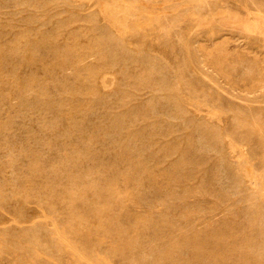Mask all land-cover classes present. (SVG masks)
I'll return each mask as SVG.
<instances>
[{"label":"rangeland","instance_id":"1","mask_svg":"<svg viewBox=\"0 0 264 264\" xmlns=\"http://www.w3.org/2000/svg\"><path fill=\"white\" fill-rule=\"evenodd\" d=\"M263 8L0 0V264H264Z\"/></svg>","mask_w":264,"mask_h":264},{"label":"bare ground","instance_id":"2","mask_svg":"<svg viewBox=\"0 0 264 264\" xmlns=\"http://www.w3.org/2000/svg\"><path fill=\"white\" fill-rule=\"evenodd\" d=\"M210 1V0H209ZM222 1V0H221ZM105 3V2H104ZM62 4V3H61ZM187 4V3H186ZM44 5H46L45 4V2H44ZM262 5V4H261ZM253 6V5H252ZM194 7H196V6H194ZM170 8V7H169ZM264 9V8H263ZM189 10V9H188ZM187 10V11H188ZM204 11V10H203ZM256 11V10H255ZM198 12V11H197ZM225 12V11H224ZM222 15V14H221ZM120 17L121 16H119V19H120ZM122 18V17H121ZM184 18V17H183ZM191 19V18H190ZM108 20V19H107ZM119 21V20H118ZM156 22V21H155ZM262 22V21H261ZM154 27V26H153ZM225 27V26H224ZM239 27V26H238ZM258 27H260V26H258ZM119 28V27H118ZM108 29V28H107ZM123 29V28H122ZM256 29V28H255ZM124 30V29H123ZM219 30V29H218ZM260 30V29H259ZM125 31V30H124ZM133 31V30H132ZM260 32H261V30H260ZM259 33V32H258ZM261 34V33H260ZM128 35H129V33H128ZM235 35H236V32H235ZM263 35V34H262ZM105 36V35H104ZM108 36V35H107ZM105 38H106V36H105ZM108 38V37H107ZM103 39V38H102ZM101 39V40H102ZM236 39V38H235ZM94 40H95V38H94ZM105 40V39H104ZM120 40V39H119ZM96 43V42H95ZM99 44V43H98ZM108 44V43H107ZM95 45V44H94ZM101 45V44H100ZM111 46V45H110ZM97 47V46H96ZM106 48V47H105ZM109 50V49H108ZM111 50V49H110ZM189 50V49H188ZM94 51V50H93ZM95 53V52H94ZM92 54V53H91ZM100 55V54H99ZM110 56H111V54H109ZM114 56V55H113ZM117 57V56H116ZM119 58V57H118ZM144 58V57H143ZM151 58V57H150ZM199 58V57H198ZM204 59V58H203ZM103 60V59H102ZM115 61V60H114ZM149 61V60H148ZM152 61V60H151ZM184 61V60H183ZM201 61V60H200ZM62 64V63H61ZM144 64V63H143ZM205 64V63H204ZM166 65H167V63H166ZM203 65V64H202ZM151 66V65H150ZM185 66V65H184ZM236 67V66H235ZM164 69V68H163ZM226 69V68H225ZM1 70H3V69H1ZM79 70V69H78ZM148 70V69H147ZM92 71V70H91ZM146 71V70H145ZM183 71V70H182ZM153 72V71H152ZM244 72V71H243ZM7 73V72H6ZM226 73V72H225ZM165 74V73H164ZM202 74H204V73H202ZM243 75V74H242ZM90 76V75H89ZM204 76H205V74H204ZM1 77V76H0ZM144 77V76H143ZM146 77V76H145ZM160 78V77H159ZM182 78V77H181ZM5 79V78H4ZM154 79V78H153ZM175 79V78H174ZM184 79V78H183ZM1 81V80H0ZM138 81V80H137ZM146 81V80H145ZM167 81V80H166ZM165 81V82H166ZM185 81V80H184ZM141 82V81H140ZM153 82V81H152ZM13 83H15V82H13ZM149 83V82H148ZM154 83H156V82H154ZM164 83V82H163ZM21 84V83H20ZM166 84V83H165ZM16 85V84H15ZM142 85V84H141ZM167 85V84H166ZM169 85V84H168ZM187 85V84H186ZM157 86V85H156ZM159 86V85H158ZM164 86V89H165V85H163ZM170 86V85H169ZM169 86H167V87H169ZM191 86V85H190ZM17 87V86H16ZM144 87V86H143ZM21 88V87H20ZM42 88V87H41ZM174 88V87H173ZM23 89V88H22ZM161 89H163V88H161ZM239 89V88H238ZM249 90V89H248ZM30 91V90H29ZM168 91V90H167ZM172 91V90H171ZM174 91V90H173ZM232 91V90H231ZM21 92V91H20ZM33 92V91H32ZM178 92V91H177ZM189 92V91H188ZM196 92V91H195ZM31 93V92H30ZM161 93V92H160ZM252 93V92H251ZM228 94V93H227ZM159 96V95H158ZM236 96V95H235ZM234 96V97H235ZM165 97V96H164ZM191 97H192V95H191ZM169 98V97H168ZM206 98V97H205ZM235 99V98H234ZM242 99V98H241ZM240 99V100H241ZM264 99V98H263ZM262 99V100H263ZM21 100V99H20ZM175 101V100H174ZM177 101V100H176ZM256 101V100H255ZM264 101V100H263ZM18 102V101H17ZM178 102V101H177ZM177 102H175V104L177 103ZM252 102V101H251ZM262 102V101H261ZM20 103H21V101H20ZM259 103H260V101H259ZM179 104V103H178ZM195 104V103H194ZM199 104V103H198ZM211 104V103H210ZM253 104V103H252ZM264 104V103H263ZM232 105V104H231ZM260 105V104H259ZM94 106V105H93ZM254 107H255V105H254ZM93 108V107H92ZM262 109V108H261ZM212 111V110H211ZM215 112V111H214ZM209 115V114H208ZM210 116V115H209ZM213 117H214V115H213ZM203 118V117H202ZM206 118V117H205ZM257 118V117H256ZM198 119H200V118H198ZM217 119V118H216ZM261 121V120H260ZM212 122V121H211ZM217 124V123H216ZM118 125V124H117ZM200 126H202V125H200ZM199 126V127H200ZM214 126V125H213ZM242 126V125H241ZM262 126V125H261ZM49 127V126H48ZM198 127V126H197ZM215 127V126H214ZM207 129V128H206ZM210 131V130H209ZM218 131V130H217ZM208 132V131H207ZM212 132H213V134H214V131H213V129H212ZM209 133H211V132H209ZM205 134H206V132H205ZM204 134V135H205ZM212 134V133H211ZM216 134H217V136H218V133L216 132ZM209 135V138H210V134H208ZM214 136V135H213ZM205 137H206V135H205ZM204 137V138H205ZM212 137V136H211ZM215 138V137H214ZM211 139H213V138H211ZM230 139V138H229ZM215 140V139H214ZM213 140V141H214ZM219 140H220V138H219ZM243 140V139H242ZM216 141H217V138H216ZM215 142V141H214ZM207 143V142H206ZM221 145V144H220ZM207 147V146H206ZM214 151V150H213ZM222 151V150H221ZM219 153V152H218ZM221 153V152H220ZM183 160V159H182ZM139 163V162H138ZM141 163V162H140ZM178 164V163H177ZM185 164H188V163H185ZM222 164V163H221ZM237 164V163H236ZM179 166V165H178ZM184 166V165H183ZM179 168V167H178ZM131 169V168H130ZM143 169V168H142ZM176 169V168H175ZM180 169V168H179ZM183 169V168H182ZM245 169H247V168H245ZM135 170H136V168H135ZM251 170V169H250ZM139 171V170H138ZM173 172V171H172ZM171 172V173H172ZM177 172V171H176ZM229 173V172H228ZM243 173V172H242ZM130 174V173H129ZM168 174V173H167ZM135 175H138V174H135ZM177 175H179V174H177ZM57 176V175H56ZM82 176V175H81ZM185 176V175H184ZM254 176V175H253ZM76 177V176H75ZM179 177V176H178ZM177 177V178H178ZM182 177V176H181ZM131 179V178H130ZM236 180H237V178H235ZM239 180V179H238ZM140 181V180H139ZM138 181V182H139ZM130 182H131V180H130ZM91 183V182H90ZM126 183V182H125ZM128 183V182H127ZM126 183V184H127ZM141 183V182H140ZM238 183V182H237ZM243 185V184H242ZM15 186V185H14ZM85 186V185H84ZM113 186V185H112ZM250 186V185H249ZM263 187V186H262ZM98 188V187H97ZM242 188V187H241ZM259 188V187H258ZM114 189V188H113ZM117 189V188H116ZM236 189V188H235ZM249 189V188H248ZM238 190V189H237ZM157 191H158V189H157ZM123 192V191H122ZM238 192V191H237ZM243 192V191H242ZM157 193V192H156ZM175 193V192H174ZM122 194V193H121ZM173 194V193H172ZM171 194V195H172ZM177 194V193H176ZM247 194V193H246ZM249 194V193H248ZM258 194V193H257ZM174 195V194H173ZM240 195V194H239ZM124 196V195H123ZM130 196V195H129ZM248 196V195H247ZM137 197H139V196H137ZM141 197H143L142 195H141ZM176 197H177V195H176ZM241 197V196H240ZM242 197H244V196H242ZM250 197V196H249ZM258 197V196H257ZM125 198V197H124ZM248 198V197H247ZM237 199V198H236ZM240 199V198H239ZM256 199V198H255ZM106 200V199H105ZM104 200V201H105ZM146 200V199H145ZM253 200V199H252ZM263 200V199H262ZM107 202V201H106ZM140 202V201H139ZM143 202V201H142ZM243 202H244V200H243ZM137 203V202H136ZM246 204V203H245ZM107 205V204H106ZM255 205H256V203H255ZM258 205V204H257ZM261 205V204H260ZM106 207V206H105ZM258 207V206H257ZM245 208V207H244ZM262 208H260V210H261ZM107 210V209H106ZM253 210V209H252ZM256 211V210H255ZM111 213V212H110ZM187 213V212H186ZM186 213H184V214H186ZM254 214V213H253ZM104 215V214H103ZM188 215V214H187ZM248 215V214H247ZM257 215H259V214H257ZM249 216V215H248ZM260 216V215H259ZM97 217V216H96ZM184 216H182V218H183ZM253 217V216H252ZM261 217H262V215H261ZM100 218V217H99ZM98 218V219H99ZM248 219V218H247ZM251 219V218H250ZM254 219V218H253ZM102 220V219H101ZM260 221V220H259ZM190 223V222H189ZM257 224V223H256ZM191 226V225H190ZM189 226V227H190ZM262 226V225H261ZM201 228V227H200ZM199 228V229H200ZM57 229V228H56ZM198 229V228H197ZM188 230V229H187ZM206 231V230H205ZM215 232V231H214ZM197 233V232H196ZM261 233V232H260ZM195 234V233H194ZM206 234H208V233H206ZM217 234V233H216ZM221 234V233H220ZM219 234V235H220ZM62 238V237H61ZM189 238V237H188ZM218 238V237H217ZM254 238V237H253ZM179 240V239H178ZM193 242V241H192ZM248 242V241H247ZM171 243V242H170ZM218 245V244H217ZM247 245H248V243H247ZM180 246V245H179ZM254 246V245H253ZM71 247V246H70ZM206 248V247H205ZM255 248V247H254ZM258 248H259V246H258ZM133 249V248H132ZM75 250V249H74ZM131 250V249H130ZM160 250V249H159ZM260 250V249H259ZM161 251V250H160ZM159 251V252H160ZM177 251V250H176ZM202 251V250H201ZM155 252V251H154ZM215 253V252H214ZM213 253V254H214ZM163 254V253H162ZM180 254V253H179ZM258 256V255H257ZM263 256V255H262ZM82 257H84V256H82ZM147 257V256H146ZM149 258V257H148ZM157 258V257H156ZM197 258H199V257H197ZM261 258V257H260ZM84 259H86V258H84ZM88 260V259H87ZM146 260V259H145ZM176 260V259H175ZM200 260V259H199ZM88 262V261H87ZM145 261H143V263H144ZM260 262V261H259ZM154 263V262H153ZM157 263V262H156ZM159 263H160V261H159ZM195 263H197L196 261H195ZM211 264V263H210ZM259 264V263H258Z\"/></svg>","mask_w":264,"mask_h":264}]
</instances>
